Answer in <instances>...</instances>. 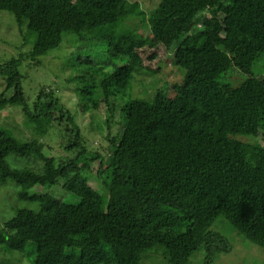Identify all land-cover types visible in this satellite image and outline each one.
<instances>
[{
  "label": "trees",
  "instance_id": "trees-1",
  "mask_svg": "<svg viewBox=\"0 0 264 264\" xmlns=\"http://www.w3.org/2000/svg\"><path fill=\"white\" fill-rule=\"evenodd\" d=\"M6 7L27 33L24 44L33 39V46L0 63V86L13 89L0 93V109H19L38 135L57 124L69 155L47 154L37 137L21 139L0 126V184L16 203L32 205L15 207L3 222L0 253H19L30 264H138L156 250L171 264H188L204 249L205 264H212L233 249L213 228L218 219L264 247V0H161L149 15L132 0H0V11ZM205 11L212 40L176 38L183 81L157 89L152 99L131 97L133 81L153 72L144 48ZM135 18L148 39L142 25L128 23ZM65 33L87 47L79 45L77 64L96 73L81 89L91 103L78 113L107 107L98 111L110 128L105 153L88 148L77 113L52 87L35 86L23 67L27 59L41 65ZM233 67L248 75L241 83L232 80ZM84 73L76 78L86 81ZM112 122L120 125L116 132ZM75 171L94 175L99 189L67 184ZM61 179L79 200L37 189L41 180L52 186Z\"/></svg>",
  "mask_w": 264,
  "mask_h": 264
},
{
  "label": "rangeland",
  "instance_id": "rangeland-1",
  "mask_svg": "<svg viewBox=\"0 0 264 264\" xmlns=\"http://www.w3.org/2000/svg\"><path fill=\"white\" fill-rule=\"evenodd\" d=\"M132 1L140 2L143 10L149 15L150 12L158 6L161 0ZM9 9V7H6L0 11V63L18 55L20 51H22L21 53L29 51L33 46V39L29 43L24 44V36L27 33L23 32L24 36H22L18 28L16 15ZM27 15H29V13ZM28 22L29 20L26 19L24 23L25 27H28ZM135 22L142 25L140 18H135L133 22L128 20V23L135 24ZM212 27V17L209 12L205 11L202 12L199 17L190 19L176 26L168 38L160 45L152 48L146 46L142 54L145 64L149 66L153 72L138 76L133 81V85L129 91L130 96L152 99L157 89L166 85L181 83L184 79V70L176 63L175 59V52L178 47V44H176L177 36L179 37V34L183 33L186 36L203 37L207 40H212L211 38L214 36L212 34ZM148 30L149 29L147 27L145 28L143 25L139 27V32H142L147 39L150 37V32ZM29 34L36 38L34 34ZM68 35V33H65L59 47L40 57L41 65L29 66L31 60L27 59L24 61L23 67H26L27 70L30 71L29 80L32 81V83L34 82V84H36L35 86L39 87L44 85L48 88L49 86L52 87L56 92V96L60 98L61 104L70 109L72 114L75 115L77 113V122L81 127L88 148L93 151L99 149L105 153L107 152L109 144L106 136L110 128L108 129V126L104 125V118L98 111H103L105 113L107 107L102 103L98 110L90 109L87 114L78 113V109L81 110V104L85 102L91 103L89 93L84 94L81 89H83L84 86H89L88 83L96 73L93 69L82 68V66L77 64L76 59L79 56L80 48L85 50L87 47H81L82 40L76 42V36L74 34ZM79 45L80 48H78ZM82 45H84V43ZM259 69L262 70L261 66ZM84 70V75L87 74V76L85 78L86 81L82 82V78L78 79L76 76L78 72H83ZM231 70V77L232 80L235 81V84L236 82L241 83L248 76L237 69V67H233ZM1 83L2 80L0 79V84ZM37 87L33 88L35 89ZM5 90L4 87L0 86L1 95L4 93L10 95L13 91L11 88ZM128 97L129 96H125L120 99L119 102L122 103L127 100ZM7 112L6 110L3 111L0 109V126L11 128L15 135L21 139L37 137L46 144L45 151L47 154L53 153L58 158H64L69 155L62 145L61 138L56 132L60 126L55 124L56 126L52 128L46 136L38 135L27 125V120L22 116L19 109L9 113ZM94 120H96V122H92ZM62 125L64 126V122ZM100 126L102 128H100ZM119 126L120 125L112 122L111 129L116 132ZM45 138H48V140ZM66 183L73 186L74 189H81L82 187L88 186L99 189L101 185L100 181H98L94 175L85 172L77 173V171L71 173ZM63 184L64 181L61 179L52 186H46L45 182L41 180L37 185V189L49 191L56 197L68 201L78 199L74 194L69 193V191L63 187ZM101 191L105 192L104 188L101 189ZM14 202L15 201L11 198V190L9 187L0 184V228L6 219L15 215V207L32 206L26 202ZM213 228L222 232L229 238L233 245V249L228 253L224 252L218 255L212 264H264V247L251 241L244 240L238 230H235L228 221H220V219H218L213 225ZM28 254L33 257V252L31 250L28 251ZM5 255L6 253H4V255L0 253V264H30L29 261L24 260V257L19 253L14 252V254L6 255L8 258ZM205 256V250L200 249L192 255L188 264H205ZM138 264L171 263L164 254L152 250L148 252Z\"/></svg>",
  "mask_w": 264,
  "mask_h": 264
}]
</instances>
